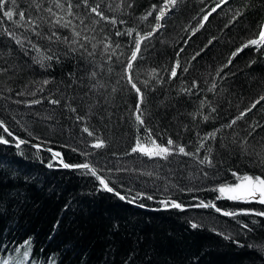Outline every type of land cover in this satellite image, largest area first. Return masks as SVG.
I'll return each mask as SVG.
<instances>
[{"label":"trees","instance_id":"1","mask_svg":"<svg viewBox=\"0 0 264 264\" xmlns=\"http://www.w3.org/2000/svg\"><path fill=\"white\" fill-rule=\"evenodd\" d=\"M118 2L103 0L102 10L109 18L115 16L118 21L127 23L113 27L101 21L93 33L97 40L108 35L113 47L115 43L121 45L112 58L111 74L107 73L108 65H105V88L90 91L89 85L95 82L88 79L72 84L68 74L76 72L77 76H84L86 65L78 55L65 56V46L39 41L42 48H51L61 56V62L45 61L51 63V67L41 68L30 59L34 52L24 56L14 41L0 35V50L5 54L9 49L12 51L11 57L5 55L4 60H0V66L7 67V60L19 68L0 76V120L5 121V127L15 137L52 147L60 151L68 163L91 162L122 194L131 197L141 192L153 196V200L141 198L136 202L160 206L161 199L170 197L183 204L216 201L229 210L253 204L264 210V206L255 203L216 200L218 193L210 190L219 183L232 181V170L261 174L262 170L253 166L250 158L241 156L239 147L232 143V134L246 136L245 129L254 120L264 125V101L233 128L217 133L216 140L205 141L206 147L200 149L196 158L174 154L167 160L150 159L131 153L137 135L143 137L144 132L136 126L132 115L137 95L126 78L122 79L124 65L117 62V57L126 60L133 45L132 38L118 37L115 32L126 28L150 30L149 26L155 23V13L143 23L138 17L153 4L161 5L163 0H127L132 8L107 10L106 5L115 8ZM217 2L219 0H181L169 14L165 26L147 41L143 58L135 62L132 72L144 94L142 110L146 126L155 133L153 138L167 145L171 137L193 153L201 137L221 128L264 95V49L245 48L231 65L223 67L233 51L258 34L257 26L264 21V0H250L245 14L226 28L232 12L244 6V0H229L210 16L203 28L191 35V28L198 27L202 16ZM20 7L27 8V0H20ZM0 18H3L2 13ZM3 19L4 26L10 27V22ZM186 28L189 31H185ZM23 31L16 29L18 34ZM190 35L191 39L185 44ZM213 37L216 38L213 43L192 60ZM181 48L184 51L177 57ZM177 59L182 67L177 69L176 78L169 79L170 71L166 69L170 70ZM97 60L103 63L100 57ZM183 67L189 71L183 72ZM153 68L157 69L155 78L149 75ZM221 68V76H216ZM43 79L52 83L43 85L44 91H36L41 85L33 82ZM213 79L217 87L210 92L208 88ZM193 80L197 88L191 93L181 92L190 88ZM142 81H148V86ZM21 91H36V96H18L16 93ZM49 96L60 99L61 104L48 103L45 97ZM32 99H40L42 103L31 106L24 103ZM17 100L21 103L14 102ZM201 100L207 102L203 109ZM69 104L76 109L75 113L69 110ZM211 107L216 111L212 112ZM198 110L200 114L193 119L189 114ZM77 115L85 119L78 122ZM203 116L210 119L205 121ZM85 126L94 137L81 131ZM0 134L13 140L2 128ZM95 137L104 140L106 146L91 148ZM261 137H264V127L257 128L249 141L256 143ZM207 147L213 149L214 167L211 168L197 163V159L206 154ZM72 148L78 151L73 152ZM81 152L90 155L85 157ZM50 162L52 168L47 167ZM82 172L64 169L43 148L37 150L23 144L17 149L15 145L0 144V264L5 260L9 264H264L263 217H226L212 208L199 207L184 211L143 209L111 193L98 191V181ZM204 172L208 173L207 178ZM237 221L247 224L252 231ZM190 222L201 227L193 229ZM217 233L231 234L232 239H224ZM26 240L30 241V250L27 246L21 247ZM24 251H29L27 261L23 259Z\"/></svg>","mask_w":264,"mask_h":264},{"label":"snow or ice","instance_id":"2","mask_svg":"<svg viewBox=\"0 0 264 264\" xmlns=\"http://www.w3.org/2000/svg\"><path fill=\"white\" fill-rule=\"evenodd\" d=\"M181 2V0H163L161 5L153 4L151 8L142 16L138 17V19L143 23L147 21L149 17H152L155 13L154 19L155 23L150 25V30L148 31H138L136 28H126L123 32L117 30L115 35L120 36H128L131 39V43L133 47L130 50V56L126 58V60H120L117 57V62L122 63L124 65L122 71L123 76L122 79L127 80V83L131 86V89L135 91L137 95V102L134 106V111L132 115L134 116L136 126L144 132V136L141 137L137 135L135 144L131 148V153H139L148 158H160L167 160L171 155H183L188 157L196 158L200 152V149L206 147L205 141L207 140H216L217 133L221 132L224 128H233L234 125L237 124V121L245 119L248 113H251L253 109L257 107L261 101H264V95H261L258 100L254 103H251L249 107L239 112L234 119L230 122L225 123L221 126V128H216L212 132L206 133L203 137H201L198 141L199 146L196 149V152L193 153L191 151L186 150V146L177 143L171 137L167 140V145L162 143H158L156 139L153 138L155 133L153 130L146 126L145 123V113L142 110V105L144 104V94L142 90L137 86V83L134 81V77L132 72L135 67V62L139 59H142V52L146 50V43L148 40L152 39L155 34H157L164 26L168 19L169 14L174 11L176 6ZM203 2V0H201ZM28 7L21 8L20 0H0V13H2V17L6 18L8 22H10V27L4 26V19L0 18V35L7 36L9 39L14 41L20 51L23 52L24 56H29L30 52H34L35 55L31 56L30 59L34 65H38L41 68L51 67V63H45V61L56 63L61 62L60 53L53 51L51 48L44 49L42 48L39 41H45L48 45H63L67 48V52L64 53L67 56L69 53L73 55H78L85 63L86 67L83 69L84 76H77L76 72H71L68 74L69 78L72 80V84H76L78 82H82L84 79H88L89 81H94L95 83H91L89 85V90L93 91L98 88H105L107 85L104 82L103 73L105 72V65H108L106 68L107 73L111 74L113 72V68L111 67L112 58L116 55V49L121 48L119 43H115V47H113V43L109 42V36L105 35L103 39L97 40L95 33L96 26L100 24L101 21L110 23L115 27L117 23L126 24L125 20H117L115 16L109 18L105 15V11L102 10L103 0H27ZM229 0H219V2L215 3V6L211 8L206 14H204L199 21L198 27L191 28V35H195L201 28L204 27L205 22H207L212 16L213 13H216L218 9H221L223 5H227ZM132 8V3H128L127 0H119L116 4L115 8L112 7L111 4L106 5L107 10L110 11H119L122 8ZM250 7V0H244V6L232 12L231 19L225 27H229V25L236 22L240 17L245 14V11ZM85 11H81V9ZM33 11L35 14H33ZM201 13L205 10L200 9ZM14 16L18 17V19H14ZM195 19V17L193 18ZM91 21L87 23L86 21ZM78 21V23H75ZM23 29L24 31L21 33H17L16 29ZM103 31V29H101ZM185 31H189L188 28ZM67 32L68 34H63ZM24 33H30L31 35H24ZM257 35L254 37H250L246 42H244L240 47H238L235 51L231 53V56L228 58L227 64L223 67L226 68L231 65L233 59L245 48L254 47L256 51H260L264 49V21H262L257 26ZM191 35L188 37V40H185L184 43L187 44L191 39ZM35 37L36 39H32ZM213 37L208 41V43L201 49L200 52H197L195 56L192 57V60H195L197 56L201 55L203 51H205L215 40ZM144 45V47H142ZM99 46V50H98ZM184 51L183 48L176 53L177 57L180 56V53ZM50 54H45V53ZM5 55L11 57L12 51L11 49L5 54L2 50H0V60H4ZM123 55V53H121ZM97 57L103 59V63L97 60ZM253 61L252 63H254ZM7 67L0 66V76H3L7 73L19 71V68L11 63H8L5 60ZM251 66V65H249ZM78 70L79 69V66ZM181 63L179 59L176 60L174 66L170 68V70L166 69V71H170L169 79H174L177 77L178 72L177 69L181 68ZM183 72H188L189 69L187 67H183ZM223 68L218 69L216 71V76H221V72ZM149 75L153 78L157 76V69L153 68L149 71ZM11 78V77H9ZM223 78V77H221ZM159 82V81H157ZM41 87H38L36 91H44L43 85H48L52 83L49 79H43L38 82ZM145 87L148 86V81H142ZM72 85H68L71 87ZM217 85L215 79H213L211 86L208 88V91H214ZM197 88V82L195 80L192 81V85L190 88L181 89V92L191 93L193 89ZM11 90V89H9ZM36 91H21L17 92L18 96H36ZM116 89L113 88V92ZM47 102L53 105H60L61 100L55 98L54 96L45 97ZM15 103H21V101H14ZM28 106L36 105L42 103L40 99H32L31 101H25ZM205 100L200 101V108L203 109L206 105ZM211 106V105H209ZM69 110L73 113L76 112L75 108H72L71 105H67ZM212 112L216 111L215 107H211ZM200 114L199 110L195 113H190L195 119L196 115ZM85 119L84 116H76V120L83 121ZM209 116H203V120H209ZM264 127V125L259 124L257 121H253L248 125V129H245L247 132L246 136L240 137L239 133L232 134V143L237 145L240 150V154L242 157H248L251 160L253 166L260 168L261 174H250L248 172L240 173L238 170H232L231 176L233 180L230 182H222L219 183L216 187L210 189L211 191H215L218 193L216 200L225 199L232 202H239L245 204H259L264 206V137H261L259 141L256 143H252L249 141V137L253 136V133L256 132L257 128ZM0 128L3 129L4 133H7L9 137H12L13 140L16 141L15 147L20 149L21 145L28 143L25 140H21L15 136L13 133L9 131L7 127H5V121L0 120ZM83 133H86L88 137H94V133L89 130L88 127H83L81 129ZM225 138H221L223 141ZM10 141L5 139L3 134H0V144H9ZM257 144H259V148H257ZM33 147L39 150L38 145H32ZM106 146V142L99 137L94 138V142L91 143L90 147L93 149H101ZM222 146L227 147L226 144H222ZM73 152L78 151L76 148L71 149ZM48 151H52L48 149ZM213 149L211 147L206 148V154L203 155L202 158L197 159V163L199 165H206L207 167H214L213 160L211 159V154ZM81 155L87 157L90 155L88 152H81ZM52 159L56 160L61 167L64 169H79L83 170L82 174L91 175L98 181L99 188L98 191H105L115 195L119 200L126 201L129 204H135L138 199L146 198L148 200H153V196L146 195L141 192H136L134 196L129 197L126 194H122L120 191L113 186L114 182L110 181L108 177H104L98 174L100 171L97 167H95L91 162H83L71 164L64 162L63 157L60 152H52ZM47 167L52 168L53 163H48ZM150 174V173H149ZM204 177H208V173L204 172ZM132 189H128V192H131ZM180 191H185V189H180ZM186 191H194V189H187ZM161 205L160 210H169V209H178L180 211L185 210V206L182 202H178L175 199L170 197H166L165 199H161L159 201ZM138 207L145 208L146 205L140 203L137 205ZM193 207L199 208H212L217 213H220L226 217H237L239 215H254L257 217H264V211L254 210V209H241L239 211H227L222 210L220 207H217L214 201L204 202L200 201L198 204L192 205ZM243 228L248 229V231H252V229L248 228L247 224H243L240 221ZM257 221H253L256 223ZM191 223V228L197 229L201 227V225L197 223ZM218 235H223L224 239H232L231 234L225 235L223 233H217ZM234 243H238L237 241H233ZM27 246L30 250L31 244L30 241H24V245L21 247ZM243 247L244 245H239ZM256 245H249V247H255ZM16 251H20V249H16ZM29 258V251H24L23 259L27 261ZM3 264H9V261H3Z\"/></svg>","mask_w":264,"mask_h":264},{"label":"water","instance_id":"3","mask_svg":"<svg viewBox=\"0 0 264 264\" xmlns=\"http://www.w3.org/2000/svg\"><path fill=\"white\" fill-rule=\"evenodd\" d=\"M5 139H7V138H5ZM9 140V139H8ZM10 141V143L9 144H14L15 145V143H16V141L15 140H9ZM27 142H28V144H31V145H38L40 148H43V149H45V150H47L48 151V149H51L52 151L50 152V151H48L49 153H51L52 154V152H60V151H58V150H56V149H54V148H52V147H49V146H46L45 144H43V143H41V142H35V141H31V140H27ZM61 153V152H60ZM61 155H62V157H63V160H64V162H67L66 160H65V158H64V156H63V154L61 153ZM68 163V162H67ZM99 174V173H98ZM99 175H101V174H99ZM102 176V175H101ZM209 202V201H208ZM215 203H216V205H217V207H220L218 204H217V202L216 201H214ZM199 202H196V203H190V204H184V206H185V209H190V208H197V207H193L192 205H195V204H198ZM138 204H140L139 202H136L135 204H132V205H134V206H137ZM145 205V204H144ZM138 207V206H137ZM139 208H141V207H139ZM222 210H226V209H223L222 207H220ZM143 209H149V210H160L161 209V205L160 206H149V205H146V207L145 208H143ZM243 209H254V210H259V211H263V210H261V209H256V208H243ZM227 211H229V210H227ZM233 211H235V210H233ZM236 211H239V210H236Z\"/></svg>","mask_w":264,"mask_h":264},{"label":"rangeland","instance_id":"4","mask_svg":"<svg viewBox=\"0 0 264 264\" xmlns=\"http://www.w3.org/2000/svg\"><path fill=\"white\" fill-rule=\"evenodd\" d=\"M259 98V97H258ZM14 136V135H13ZM21 140H25V141H27L26 139H21ZM11 145H14V144H11ZM25 145H31V144H28V143H25ZM32 146V145H31ZM45 150V149H44ZM190 166V165H189ZM188 204H190V203H188ZM243 208H255L254 207V204L253 205H251V206H243V207H240V208H238V209H234L235 211L236 210H241V209H243ZM224 209V208H223ZM256 209H259V208H256ZM214 210V209H213ZM226 210H229V209H226ZM262 210V209H261ZM229 211H233V210H229ZM264 211V210H263ZM264 218V217H263Z\"/></svg>","mask_w":264,"mask_h":264}]
</instances>
